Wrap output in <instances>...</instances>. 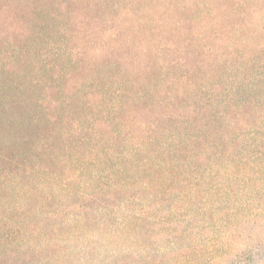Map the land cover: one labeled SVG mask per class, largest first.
<instances>
[{"label":"rangeland","instance_id":"1","mask_svg":"<svg viewBox=\"0 0 264 264\" xmlns=\"http://www.w3.org/2000/svg\"><path fill=\"white\" fill-rule=\"evenodd\" d=\"M139 1L102 51L70 49L98 65L69 81L84 101L130 99L117 140L93 126L110 162L38 180L0 264H264V0Z\"/></svg>","mask_w":264,"mask_h":264},{"label":"trees","instance_id":"2","mask_svg":"<svg viewBox=\"0 0 264 264\" xmlns=\"http://www.w3.org/2000/svg\"><path fill=\"white\" fill-rule=\"evenodd\" d=\"M125 4L126 0H0V238L31 220V202L43 188L38 180L57 185L68 170L110 162L99 149L93 126L106 121L114 126L117 140L120 130L115 125L121 122L115 117L130 99H123L125 91H115L111 105L84 101L88 88H73L69 81L98 65L76 59L71 50L83 56L119 38L122 32L114 28L115 19L124 28L131 24L130 10L116 15ZM110 22L113 29L108 31L104 24ZM247 92L254 93L252 88ZM136 96V107L148 98L141 88ZM200 118L205 122L202 128L208 129L211 121L202 111L184 122L192 126ZM84 154L94 157L86 160ZM25 188L32 197L25 196L23 202Z\"/></svg>","mask_w":264,"mask_h":264}]
</instances>
